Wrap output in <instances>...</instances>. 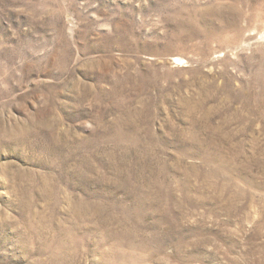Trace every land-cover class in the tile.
I'll return each mask as SVG.
<instances>
[{"label":"rangeland","instance_id":"obj_1","mask_svg":"<svg viewBox=\"0 0 264 264\" xmlns=\"http://www.w3.org/2000/svg\"><path fill=\"white\" fill-rule=\"evenodd\" d=\"M0 264H264V0H0Z\"/></svg>","mask_w":264,"mask_h":264}]
</instances>
